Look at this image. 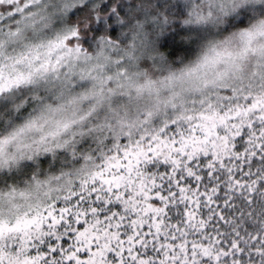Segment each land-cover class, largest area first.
Returning <instances> with one entry per match:
<instances>
[{"label": "snow or ice", "instance_id": "1", "mask_svg": "<svg viewBox=\"0 0 264 264\" xmlns=\"http://www.w3.org/2000/svg\"><path fill=\"white\" fill-rule=\"evenodd\" d=\"M229 18L179 66L149 42ZM22 89L0 264H264V0H0V98Z\"/></svg>", "mask_w": 264, "mask_h": 264}, {"label": "clouds", "instance_id": "2", "mask_svg": "<svg viewBox=\"0 0 264 264\" xmlns=\"http://www.w3.org/2000/svg\"><path fill=\"white\" fill-rule=\"evenodd\" d=\"M152 2L155 3L156 0H152ZM239 19H243V17ZM56 23L59 24L61 21H57ZM238 23V19L229 18L227 22L219 26L209 25L207 27L196 28L184 38L173 40L169 34L159 38L152 35L149 37V42H156V46L161 51H165L169 63L179 66L182 62H187V60L193 58L200 51L201 47L209 41L220 39L223 35L233 31ZM147 66L156 76L164 74L159 66H153V62L150 59L147 61ZM41 92L43 94V90ZM30 95L31 93L28 89H22L15 99L0 98V136L7 134L16 125L23 123L30 114H35V105L33 103H24L25 100L29 99ZM16 104H22L20 110L14 107ZM33 135L38 137L39 133H34ZM30 142L31 139L24 141L25 144ZM39 159L44 161L45 166L49 162V158L44 155ZM24 163L30 165L33 162L24 161ZM23 171L24 169H21L20 172L15 173L21 180L25 178L22 175ZM8 175L12 176L13 173H8Z\"/></svg>", "mask_w": 264, "mask_h": 264}]
</instances>
